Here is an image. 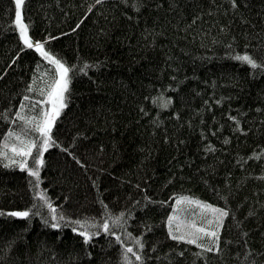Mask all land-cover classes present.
Instances as JSON below:
<instances>
[{"label":"trees","instance_id":"16d2710c","mask_svg":"<svg viewBox=\"0 0 264 264\" xmlns=\"http://www.w3.org/2000/svg\"><path fill=\"white\" fill-rule=\"evenodd\" d=\"M93 2L94 0H25L22 8V15L29 24L30 34L37 39L46 38L47 35L56 37L55 40L47 41L48 47L59 52L69 62L78 63L79 67L85 59L103 60L107 56L113 61L100 69L89 68L87 75L78 73L74 77L69 106L62 113L63 119L58 118L56 128L59 129L60 138L67 146L75 136L76 130L85 128L86 110L91 111L96 106L105 104L119 117L121 121L119 132H112L111 128L104 124L103 114L99 116L101 121L99 126L89 125L85 141L91 151L85 152L82 157L86 161L84 167L75 164L71 156H66L55 146L45 153L46 164L41 168L40 187L47 189L53 203L65 213L78 217L103 215L101 200L116 214L126 208L133 210L134 215L128 230L134 235H139L137 219H145L144 210L132 206L131 200L140 198L143 191H147L154 200L168 199L176 192L191 194L223 206V200L213 189L223 186L227 173L231 172L232 176L228 179L234 186V199L229 203L238 216H244L249 206L255 207L254 201H264V178H257L264 172V125L260 119L261 113L256 111L258 105L264 108L262 95L264 72L251 69L246 63L234 59V53L244 51L246 43L250 45L249 51L258 52V49L251 47L257 41L241 37L235 41L232 48H229L228 37H220L218 29L208 28L207 31L222 39V43H213L211 36L201 40L200 36L193 39L192 35H188L185 39V33H176L173 26L169 25L170 35L159 42L166 47L158 46L146 53L138 52L137 41L146 44L151 37L140 39L139 27L133 34L127 26V21L119 17L118 13L117 20L112 22L114 13L110 7L111 0L97 5L91 14L85 16L87 6ZM123 10L134 15L130 8ZM258 11L259 5H254L252 12ZM14 18V0H0V73L7 69L5 75L0 78V140L4 138L3 134L10 124V121L3 119L5 109H10L7 115L15 116V108L26 94L27 82L36 71V64L40 63L38 54L30 49L22 52L13 63L15 53L23 47L19 41L18 31L12 23ZM207 22L208 19L205 17L204 21L195 25L196 32L199 33ZM256 22L253 18V23ZM78 23L80 27L76 28ZM110 23L117 27L109 30L107 38L98 36L99 29L109 27ZM70 28L75 31H69ZM240 31L241 28L237 27L236 34L239 35ZM125 34L131 36V44L123 38ZM169 51L177 57L175 63L180 67L181 74L189 77L184 81L181 91L175 87L166 88V85L171 83V69H165L163 72L158 70L164 64L165 53ZM226 52L233 55H225ZM133 57L139 63L133 64L130 71L129 63ZM117 59L119 63L115 62ZM46 68L47 63H41L39 71L42 72ZM98 80L103 83L98 84ZM121 80L129 85L125 91L120 88ZM161 90L164 91V96L173 97L169 108H161L151 100V97L158 95ZM29 95L36 96L38 104L39 93L34 91ZM217 100L223 102L217 104ZM205 101H208V104H205ZM141 104L147 115L139 112L138 105ZM26 111H31V108ZM176 111L181 112L183 117L179 122L172 115ZM230 112L240 114L241 125L250 128L251 131L248 133L233 131V122L228 115ZM157 113L159 120L162 121L159 125L161 133L165 129L170 133L181 129L191 137L182 153H177L172 145L152 146L153 139L157 143L160 141V135L153 134L152 125ZM213 116L216 117L215 120L212 119ZM201 117L203 124L200 123ZM107 119L111 121V117ZM188 120L192 121L194 128L188 127L185 123ZM258 125L261 127H257ZM12 127L19 128L20 123L13 124ZM200 128L207 130L203 141L199 136ZM226 137L229 138L227 145L224 144ZM117 138L121 145V155L114 156L111 141ZM180 139L184 140L185 137L182 135ZM208 140L217 146V150L205 156L202 154L203 145ZM100 143L106 146L103 152L98 148ZM143 143L153 147V158L148 168L143 170L147 175L140 181L142 173L136 171V165L142 154L137 152L136 146ZM173 143L175 144V140ZM225 148L228 149L227 152L224 151ZM253 152L259 154L260 159L253 157ZM192 154H197V157L185 169L182 177L169 181V177L177 171L174 158L179 157L180 161H184ZM214 160L217 162V173L213 174V179L205 185L197 179L196 167L204 161L212 165ZM238 162L243 163L244 168H241ZM101 168L105 171L100 172ZM248 172L253 175L247 176ZM124 173H127V177L122 183L120 178ZM189 175L193 177L191 180L188 179ZM94 176L98 177V187L91 183L90 178ZM27 178L26 172L18 168H5L0 163V209H22L33 203L35 198L32 189L28 187ZM128 180H131V184L127 182ZM137 182H141L140 190L133 187ZM118 185L121 187L119 193L116 191ZM128 193H131V196ZM224 194L220 191V196ZM241 201L244 203L237 208L236 205ZM171 203L172 201H169V204ZM151 207L153 208L150 213L151 220L155 222L156 227L153 229L154 235L146 233V237L163 244V247L155 252V257L159 259L153 258V264H174L176 260L179 264H193V260L196 264H203V257L197 258L193 255L199 251L197 246H182L176 241L165 239L166 228L161 224V220L171 208L167 205ZM256 211L261 210L257 208ZM258 223V218L249 217L246 228L257 231ZM226 227L227 231L223 236L232 241L239 239L241 243L239 245L232 243L231 252L226 250L221 257L209 253L208 264H251V258L255 257V253L245 256L244 238L241 236L242 230L246 229H238L234 224L229 225L227 221ZM125 239L127 240V237ZM248 240L257 251L264 244V241L259 239L258 231L255 238L249 237ZM13 241L15 243L8 256V264H122L119 256L120 245L114 242V237L111 238L113 241L111 246H108L107 234L102 233L100 237H95L96 244L92 248L94 257L90 262L84 255L85 245L79 234L73 233L70 227H63L60 230L46 227L39 217H32L29 220L0 216V250ZM177 247L185 252L184 257L176 255ZM170 248L173 249L172 253L169 252ZM237 252L239 255L234 254ZM255 258L259 264L260 258Z\"/></svg>","mask_w":264,"mask_h":264},{"label":"snow or ice","instance_id":"6c2138e0","mask_svg":"<svg viewBox=\"0 0 264 264\" xmlns=\"http://www.w3.org/2000/svg\"><path fill=\"white\" fill-rule=\"evenodd\" d=\"M104 2L106 0H94L93 3L87 6L84 15L91 14L97 5H101ZM14 4L15 18L12 23L15 25V30L18 31L19 41L22 42L23 47L15 53L13 63L18 60L21 53L26 49L34 50L40 58V63L36 64V71L32 73V78L27 82L26 94L22 96L19 106L15 108V116L11 117L7 115L10 109H5L3 119L10 121V124L8 125L7 131L3 134L4 138L0 140V163L5 168H18L28 174V187L32 189V195L35 199L30 206L22 209H0V216L26 218L29 220L32 217H39L44 226L54 230L70 227L71 231L79 234L82 239L85 245L83 250L84 255L89 258L90 262L94 257L92 248L96 244L95 237H100L103 233L109 237L108 246H111L113 243L111 241L112 237L115 238L114 242L120 245L119 256L122 264H153V258L156 260L159 259L154 254L160 247H163V244L158 240L153 242L146 237V233L154 235L153 229L156 227L155 222L151 220L150 213L153 211L151 205H167L171 208V211L167 212L166 217H163L161 220V224L166 228L165 239L176 241L182 246H197L199 251L193 255L197 258L203 257V264H208L209 253L221 257L226 250L231 252L230 245L232 243L237 245L241 243L239 239L232 241L230 238L223 236V233L227 231L226 221L229 225L234 224L238 229H246L241 232L246 249L245 256L247 257L249 254L255 253V257L260 258L259 264H264V244L257 251V249L250 245L248 240L249 237L255 238L258 231L259 239L264 241V201H254L255 207L249 206L244 216H238L237 212L229 203L230 200L234 199V186L231 180L228 179L232 176L231 172L227 173L223 186H217L213 189L220 199L223 200V206L191 194H179L176 192H173L168 199L154 200L151 195H148L147 191H143L140 198H133L131 200L132 206L144 210L143 214L145 219H137V231L139 235H134L132 231L128 230L134 215L133 210L126 208L116 214L109 208L107 203L101 200L100 204L103 209V215L78 217L65 213L57 204L53 203L47 193V189L40 187L42 180L41 168L46 164L45 153L55 146L66 156H71L75 164L84 167L86 161L82 157L85 152L91 151L85 141L89 125L93 127L99 126L101 123L99 116L103 114L105 116L104 124L110 127L112 132H119L121 121L116 115V112L105 104H100L91 111L86 110L85 115L87 121L85 128L83 130L77 129L75 136L71 138V142L67 143V146L60 138L59 129L56 128L58 118L63 119L62 113L69 106L72 93L71 84L74 77L78 73L87 75L89 68L100 69L102 66L113 63V61L107 56L103 60L91 61L85 59L79 67L78 63L69 62L66 57L48 47L47 41L55 40L56 37L47 35L46 38L37 39L30 34L29 24L22 15L25 0H14ZM254 5H259L258 12H252ZM110 7L114 13L112 15V22L117 20L118 16L116 14L118 13L119 17L127 21V26L133 34L136 33V29L139 27L138 35L140 39L151 37L146 44H140L139 40L137 41L136 50L138 52L146 53L151 48L158 46L166 47L159 42L170 35L169 25L173 26L174 32L185 33V39L188 35H192L193 39L196 36H200L201 40L211 36L213 43H222V39H218L216 35L207 31L208 28L213 30L218 29L220 37H228L229 48H232L235 41L241 37L245 40L257 41L251 47L258 49V52L249 51L250 45L246 43L244 45V51L234 53V59L246 63L251 69H258L264 72V0H111ZM124 8H130L134 15L124 11ZM100 15H103V13H100ZM205 17L208 19L207 25L202 27L200 32L197 33L194 26L204 21ZM253 18L256 19V23H253ZM105 19L107 20V17ZM79 27L80 24L78 23L76 28ZM116 27L114 23H110L109 27H101L98 36L107 38L109 30H114ZM237 27L241 28L239 35L236 34ZM69 31H75V29L70 28ZM123 38L131 44L130 35L125 34ZM225 55L233 54L226 52ZM165 56L164 64L158 70L161 72L165 69L172 70L170 76L171 83H168L166 88L175 87L178 91H181L184 81H187L189 77L181 74L180 67L175 63L177 57L174 54H171L169 51L165 53ZM44 62L47 63L48 68L40 72L41 63ZM115 62L119 63V59ZM136 63H139V61L133 57L129 63L130 71L132 70L131 66ZM6 72L7 69H5L4 73H0V78ZM37 72H39V75H37ZM233 82L237 83L235 80ZM97 83L102 84L103 81L98 80ZM128 87L129 85L121 80V90L125 91ZM237 87H239L238 83ZM34 91L39 93L40 98L38 104L36 103L37 97L29 95ZM262 95H264V90H262ZM145 99H148V97H145ZM151 100L161 108H169L172 105L173 97L164 96V91L161 90L158 95L152 96ZM222 102V100L216 101L217 104ZM204 103L208 104V101ZM29 108H31V111H26ZM138 110L140 113L147 115L142 104L138 105ZM256 111L261 113L260 119L262 125H264V108L258 105ZM172 115L176 118L177 122L183 119L179 111L173 112ZM228 115L233 122V131L240 133H248L251 131L250 128L241 125L242 116L240 114H232L230 112ZM107 117H111L110 122ZM212 119L215 120L216 117L213 116ZM18 122L20 123L19 128L12 127L13 124H17ZM161 123L159 113H157V118L152 121V125L153 134L160 135V141L157 143L153 139L152 146L162 147L165 144L172 145L177 153H182V149L187 147V141L191 137L181 129H177L171 133L165 129L161 133L159 129ZM185 123H187L189 128L195 127L191 120ZM200 123H204L203 117H201ZM127 126L124 125V127ZM257 127L261 126L258 125ZM54 128H56V131H54ZM182 135L185 137L184 140L180 139ZM206 135L207 130L200 128L199 136L201 141L205 139ZM213 135H215V132H213ZM174 140L175 144L173 143ZM228 143L229 138L226 137L224 144L227 145ZM111 144L114 156L121 155L119 139H112ZM152 146L147 143L136 146L137 152L142 154L136 165V171L142 173L139 178L140 181H143L144 176L147 175L143 170L148 168L153 158ZM197 147L199 148L200 145ZM98 148L102 152L106 150L104 143H100ZM77 149H82L83 151L78 152ZM216 150L217 146L211 140H208L203 145L202 154L208 156ZM224 151L227 152L228 149L225 148ZM252 156L260 159L259 154L255 152H253ZM196 157L197 154H192L186 157L184 161H180L179 157L174 158L177 171L169 177V181L181 178L185 169L192 164ZM172 162L170 161V163ZM239 166L244 168L245 165L239 163ZM104 171L105 169H100V172ZM196 173L197 179L203 184L208 185L213 179V174L217 173V162L214 160L212 165H208L207 161H204L196 167ZM153 174L155 173L153 172ZM113 175H115V172H113ZM246 175L252 176L253 173L248 172ZM126 177L127 173L122 174L120 178L122 183ZM192 178V175L188 176L189 180ZM257 178H264V172H261ZM90 179L91 183L98 187V177L94 176ZM127 182L131 184V180ZM243 182L246 183V180ZM133 187L140 190L141 182H137ZM116 191L117 193L121 191L119 185ZM124 191H127V189H124ZM220 191H223L225 194L220 196ZM128 195L131 196V193H128ZM65 199H68V197H65ZM244 200L246 201L247 197ZM169 201H172V203L169 204ZM243 203L244 201H241L236 207L240 208ZM257 208L261 211L257 212ZM249 217L259 219V223L256 225L257 231L246 228ZM125 237H127V240ZM14 243V241L9 242L3 250H0V264H8V256L11 254ZM169 252L172 253L173 249L170 248ZM175 252L178 257H184L185 255V252L180 247H177ZM234 254L239 255V252ZM255 257L251 258V264H257ZM174 264H179V261L176 260ZM193 264H196L195 260H193Z\"/></svg>","mask_w":264,"mask_h":264}]
</instances>
